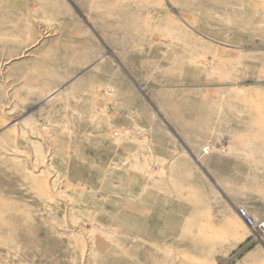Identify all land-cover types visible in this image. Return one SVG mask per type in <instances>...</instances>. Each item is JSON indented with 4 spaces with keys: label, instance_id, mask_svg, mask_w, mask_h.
I'll return each instance as SVG.
<instances>
[{
    "label": "rangeland",
    "instance_id": "1",
    "mask_svg": "<svg viewBox=\"0 0 264 264\" xmlns=\"http://www.w3.org/2000/svg\"><path fill=\"white\" fill-rule=\"evenodd\" d=\"M263 231L264 0H0V264H264Z\"/></svg>",
    "mask_w": 264,
    "mask_h": 264
},
{
    "label": "bare ground",
    "instance_id": "2",
    "mask_svg": "<svg viewBox=\"0 0 264 264\" xmlns=\"http://www.w3.org/2000/svg\"><path fill=\"white\" fill-rule=\"evenodd\" d=\"M257 224H258V223L254 222V224L251 225V226H252V228L255 229V230H260V228H259V226H258Z\"/></svg>",
    "mask_w": 264,
    "mask_h": 264
},
{
    "label": "built area",
    "instance_id": "3",
    "mask_svg": "<svg viewBox=\"0 0 264 264\" xmlns=\"http://www.w3.org/2000/svg\"><path fill=\"white\" fill-rule=\"evenodd\" d=\"M243 215H244V213H243ZM244 216H245V215H244ZM247 222H248L250 225H253V222H252L250 219H248ZM258 226H259V224H258ZM263 232H264V231H263Z\"/></svg>",
    "mask_w": 264,
    "mask_h": 264
}]
</instances>
